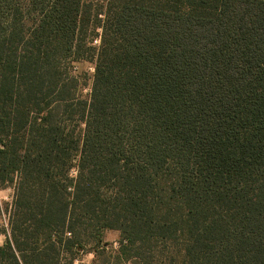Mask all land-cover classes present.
Returning a JSON list of instances; mask_svg holds the SVG:
<instances>
[{
    "label": "trees",
    "instance_id": "1",
    "mask_svg": "<svg viewBox=\"0 0 264 264\" xmlns=\"http://www.w3.org/2000/svg\"><path fill=\"white\" fill-rule=\"evenodd\" d=\"M6 189L0 264H264V0H0Z\"/></svg>",
    "mask_w": 264,
    "mask_h": 264
},
{
    "label": "rangeland",
    "instance_id": "2",
    "mask_svg": "<svg viewBox=\"0 0 264 264\" xmlns=\"http://www.w3.org/2000/svg\"><path fill=\"white\" fill-rule=\"evenodd\" d=\"M97 43H95L96 45ZM80 71L88 74H93V65L90 63H84L80 65ZM89 92V89L85 90V94ZM74 174V173H73ZM13 189L0 190V246L6 242L7 233L9 232V214L11 203L13 202ZM120 239V233L118 231L108 230L105 232L104 240L107 244V248L110 250H116L118 248V241ZM94 256L86 255L83 257V264H93Z\"/></svg>",
    "mask_w": 264,
    "mask_h": 264
}]
</instances>
